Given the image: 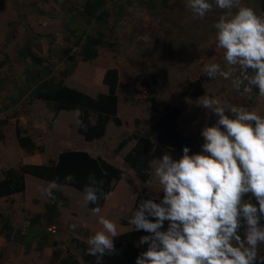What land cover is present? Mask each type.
Masks as SVG:
<instances>
[{"label":"rangeland","instance_id":"rangeland-1","mask_svg":"<svg viewBox=\"0 0 264 264\" xmlns=\"http://www.w3.org/2000/svg\"><path fill=\"white\" fill-rule=\"evenodd\" d=\"M85 1L0 0V178L9 167L35 163L30 162L35 157L45 164L55 161L64 149L100 156L125 173L105 199L100 213L117 225L119 234L131 228L124 221H128L141 188L145 187L151 197H158L162 191L154 175V164L149 180L140 183L124 163L123 155L134 143L132 133H143L167 106H177L178 129L185 135L196 136L202 146L201 130L215 124L218 117L197 106L200 98L206 95L228 106L254 110L264 117V97L254 90L255 86L249 93L243 91V86L239 91L234 89L232 80L239 75L238 67L229 79L219 75L209 78L206 74L202 93L195 98L181 94L185 82L205 73L208 64L218 63L223 70H231L223 50L216 46L214 28L228 10L218 8L215 0H209L212 10L204 18L194 17L186 7V0H104L101 8L108 13L105 21L83 14L81 7ZM241 5L264 17V0H241ZM232 11L235 13L236 9ZM98 32L103 43L97 48V57L90 62L82 61L80 45L75 41ZM67 46L77 55L74 71L63 79L67 86L95 96L106 91L101 82L104 70L110 67L118 70L117 115L121 124L109 122L104 136L91 142L77 133L78 111L54 112L44 101L31 96L36 78L60 79V71L67 66L61 50ZM151 97L159 103L156 110L151 108ZM226 114L231 116L230 111ZM17 128L32 137L37 150L30 153L19 147ZM128 137L130 140L120 152H115L118 143ZM49 182L25 174L24 192L0 198V264H56L52 247L27 250L25 242L16 241L17 231H24L50 201L43 191ZM55 190L67 199L59 202V224L50 240L56 241L57 251L73 253L81 264H98L95 256L87 254V241L102 230L99 217L86 207L83 193L77 189L58 184ZM7 224L12 227L10 239L5 236ZM73 224L77 226L75 230L70 228ZM141 237L137 236L136 246L147 250V244L139 243ZM35 242L31 241L33 246ZM80 242L86 245V250ZM121 251L122 248H115L113 253H106L99 264H125ZM258 255H264V244L259 245ZM82 256L88 259L83 261Z\"/></svg>","mask_w":264,"mask_h":264},{"label":"clouds","instance_id":"clouds-1","mask_svg":"<svg viewBox=\"0 0 264 264\" xmlns=\"http://www.w3.org/2000/svg\"><path fill=\"white\" fill-rule=\"evenodd\" d=\"M215 4L228 10L214 28L216 46L223 50L231 70L211 63L204 72L209 78L229 79L238 67L239 75L232 80L234 89L243 86L249 93L255 86L264 97V17L241 5V0H215ZM212 6L209 0H186L196 18H204ZM197 106L218 120L201 130L204 143L199 153L190 154V148L184 146L178 160L163 154L151 162L163 198L159 203L142 199L129 220L135 230L149 233L140 238L139 243L147 244L148 249L137 257L136 264H257L258 247L264 244V117L206 95ZM78 123L87 130L83 121ZM74 179L72 174L65 176V181ZM57 187L53 180L43 191L52 197ZM100 192L95 175L90 174L83 200L85 205H96L91 212L99 217L102 230L88 238L87 254L95 256L98 264L106 253L115 251L113 238L119 235L117 225L100 215ZM110 195L104 194V198ZM76 227L70 225L72 230ZM259 264H264V257Z\"/></svg>","mask_w":264,"mask_h":264},{"label":"trees","instance_id":"trees-1","mask_svg":"<svg viewBox=\"0 0 264 264\" xmlns=\"http://www.w3.org/2000/svg\"><path fill=\"white\" fill-rule=\"evenodd\" d=\"M178 1V0H176ZM104 0H87L81 7L83 14L93 18L96 21H105L108 13L101 7ZM76 44L80 45V59L82 61L90 62L98 55V46L103 43V36L100 32L96 35H89L84 38H77ZM108 44V43H106ZM112 45V44H108ZM20 53L24 54L23 51ZM62 56L67 62V66L60 71V79L54 81L53 79L42 80L36 78L34 80V87L31 88V96L35 99L44 101L52 111H78V121H83L85 127L77 124V133L84 141H93L101 138L105 134L106 126L109 122H113L116 126L121 124L117 115L118 112V96L117 90L119 87V74L115 67H110L104 70L101 82L106 86L105 92H99L95 96L88 95L85 92L64 84L63 79L74 71L77 62V55L66 47L61 50ZM35 59V55H33ZM206 73H203L194 80H187L184 84L183 95L195 98L202 93V80ZM259 92L258 88L254 89ZM151 108L156 110L159 103L151 97ZM166 108V107H165ZM179 108L177 106H167V109L157 118L155 123L146 129L143 133H132L131 137L134 143L131 148L123 155L124 163L133 171L134 177L140 182L144 183L149 180L151 162L154 159L160 158L163 154H170L173 159H179L182 155L184 146L190 148V154L199 153L201 151L200 140L194 135H185L178 129L177 118ZM17 142L20 148L27 152L37 150L34 140L28 134H22L20 129H16ZM131 137L121 140L115 148V152L126 145ZM25 174H30L37 178L53 181L57 184L71 186L81 193H83L84 186L88 183L90 174H94L101 192L98 193L99 200L97 202L100 208L103 207L105 198L104 194H109L115 184L122 179L124 170L115 166L100 156H92L84 150L64 149L57 155L55 161L46 164H32L25 163L19 165L17 168L9 167L3 171V176L0 178V198L11 196L13 194L22 193L25 190ZM72 174L75 179L71 182L65 181V176ZM131 183V180H129ZM154 199L159 203L163 198V192L158 197H151L146 193L145 187H142L140 193L136 196L132 210L128 215V221L124 224H129L132 213L138 207L142 199ZM159 198V199H158ZM67 198L62 195L59 190H54L50 201L44 204V211L36 213L29 222L28 227L22 231L18 230L16 241L18 243L25 242L27 250L35 248L37 251H42L46 247H52V256L56 264H81L73 253L65 250V253L57 251V243L55 240H50L51 233H54L56 226L59 224L58 216L59 202L65 201ZM245 199H251L246 197ZM253 203H256L254 198ZM96 205L88 204L86 207L91 210ZM43 225L41 226V223ZM164 225V229L166 227ZM264 224V219L261 220ZM7 224L5 227V236L10 239L12 227ZM162 229V230H164ZM149 235V233L140 230L137 231L131 228L119 233L114 237L115 248H122L121 254L125 264H136V259L141 255L145 249L136 246L137 236ZM243 235V230H241ZM31 241H36L35 245ZM82 249L86 250V245L82 242ZM264 255H258L259 258ZM88 256H82L85 261ZM93 260H95L93 258Z\"/></svg>","mask_w":264,"mask_h":264},{"label":"crops","instance_id":"crops-1","mask_svg":"<svg viewBox=\"0 0 264 264\" xmlns=\"http://www.w3.org/2000/svg\"><path fill=\"white\" fill-rule=\"evenodd\" d=\"M32 160H33V161H30V162H35V163H32V164H45V163L39 161L38 159H36V157L33 158ZM121 180H122V179H121ZM121 180H120V181H121ZM119 183H120V182H118L117 185H118Z\"/></svg>","mask_w":264,"mask_h":264}]
</instances>
